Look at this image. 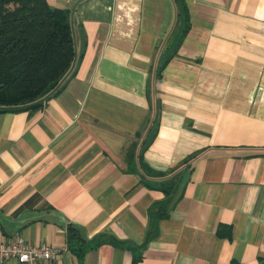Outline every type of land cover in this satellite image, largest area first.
Masks as SVG:
<instances>
[{
    "label": "crops",
    "instance_id": "obj_1",
    "mask_svg": "<svg viewBox=\"0 0 264 264\" xmlns=\"http://www.w3.org/2000/svg\"><path fill=\"white\" fill-rule=\"evenodd\" d=\"M47 1L77 58L0 109V238L58 249L39 264H264V0ZM67 223L120 242L72 250Z\"/></svg>",
    "mask_w": 264,
    "mask_h": 264
},
{
    "label": "trees",
    "instance_id": "obj_2",
    "mask_svg": "<svg viewBox=\"0 0 264 264\" xmlns=\"http://www.w3.org/2000/svg\"><path fill=\"white\" fill-rule=\"evenodd\" d=\"M73 7L53 6L47 0H0V109L37 107L73 71L77 58ZM148 144L144 142L142 149ZM66 236L68 247L78 252L120 242L105 231L86 238L72 223H67Z\"/></svg>",
    "mask_w": 264,
    "mask_h": 264
},
{
    "label": "built area",
    "instance_id": "obj_3",
    "mask_svg": "<svg viewBox=\"0 0 264 264\" xmlns=\"http://www.w3.org/2000/svg\"><path fill=\"white\" fill-rule=\"evenodd\" d=\"M57 250L46 241L38 245L31 244L24 236L18 234L6 239L0 238V260L14 259L20 264H39L41 259H52Z\"/></svg>",
    "mask_w": 264,
    "mask_h": 264
}]
</instances>
